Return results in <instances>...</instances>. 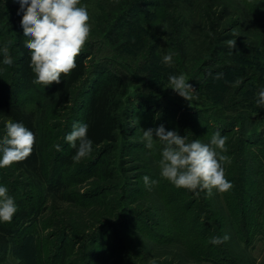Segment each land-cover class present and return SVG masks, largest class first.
Here are the masks:
<instances>
[{
    "label": "trees",
    "instance_id": "1",
    "mask_svg": "<svg viewBox=\"0 0 264 264\" xmlns=\"http://www.w3.org/2000/svg\"><path fill=\"white\" fill-rule=\"evenodd\" d=\"M9 1L0 0V49L8 46L13 58L11 66L4 65V56L0 51V115L13 122H22L33 131L36 141L28 159L7 168L11 174L18 172L21 179H11L10 175L0 168V186H6L9 189V195L14 197L17 205V212L11 223L0 222V262L9 252L11 242L18 238L19 242L24 243L30 234L29 229L33 225L41 224L46 214L52 211L58 202L68 203L73 207L76 205L88 208L106 200L107 192L104 188L90 184L88 191L82 189L87 181L99 178L100 175L105 176V180L114 176L113 171L106 166H114L110 164L109 159L112 158V151L114 145L118 143L121 130L123 136L121 151L124 153L130 145L126 140L131 129L128 123L132 112L128 87L134 80L131 72L133 65L128 59H125L127 63L123 66V70L94 62L91 64L94 47H86L76 60L77 67L70 75L62 76L60 84L53 83L46 88L34 85L32 81L35 77L29 67L31 54L24 46L27 38L23 35L20 23L23 12L20 11V7L10 6ZM240 1L243 4L240 6V18L228 26L226 18L231 12L225 5L216 12V0H118L114 11L106 10L105 7L101 9L102 16L99 19L101 40L115 44L120 38L122 39L129 27L141 20L146 6H154L161 17L166 14L170 17L169 11L172 16L175 15L176 8L195 10L194 26L198 27V34L201 35V31H206V34L199 38L198 44L204 46L205 55L200 57L203 59L201 70L204 72L205 69L204 76L217 75L220 69L214 68L210 71L207 67L219 62L226 55L245 54L248 58L252 56L261 62L259 68L247 72L249 77L244 80L241 91L252 82L264 80V74L261 72L264 71V51L246 42H236V47L230 50L225 41L233 39L234 34L230 33L234 30L245 31L252 27L259 40L264 43V0ZM184 24L185 22L173 27L172 37L176 43L173 50L177 54L186 56V44L178 38L181 33L183 35L182 28L180 30L179 27H184ZM261 88H264V84L255 88V91L259 92ZM199 112L202 111L198 110ZM78 113H81L82 119H78ZM152 113L155 116V112ZM61 115H66L64 126L54 124L61 119ZM146 119H149L148 115ZM210 119V124L205 125V128H214L211 134L220 131L227 140L230 139L231 131L235 133L236 128L240 129L238 125L223 119L213 117ZM76 121L88 125L87 135L93 142L90 155L78 162L72 159L76 150L65 140ZM125 123L127 128L123 132L122 127ZM143 125L145 130L155 129L152 128L153 122L151 126L148 122H144ZM3 136L0 133V139ZM211 136H207L208 143ZM237 140L236 145L232 139L229 142L226 141L227 152L222 153L229 159L236 155L239 161L241 160V167L236 162L223 165L225 172H229L226 178L231 183H234L236 176L239 177L235 186L237 190L231 189L225 193L216 191L217 196L214 201L223 210L221 220L228 223L236 240L248 247L254 241L255 235L264 234V151H256L253 148L251 145L253 137L247 136L244 130H241ZM57 144L61 146V151L56 150ZM155 145L151 150L157 158H161L162 149L160 148L162 147L159 145L162 144L157 140ZM249 161L251 164L248 163ZM231 174L234 177H230ZM153 180L158 181L154 184V190L163 199L164 218L165 221L168 220L166 221L168 228L164 229L167 232L162 234V238L159 234L151 232V228H142L141 230L151 241L158 244L179 243L185 248L186 255L197 261L239 264L230 257L229 252L219 251L223 244L210 243L212 237H221L220 224L215 228L216 231H213V226L209 224L203 226L199 223L197 215L192 217L187 214L189 208L183 207L181 199H178L179 196L173 193L176 189L183 195L186 189H177L169 181L161 178L159 173ZM194 195L197 198L196 200L193 198L190 204L209 197L207 193L199 194V196L195 193L191 194V196ZM206 206L209 208L210 203H206ZM202 209L203 207L200 211ZM197 210L195 209V212ZM208 211L207 219L212 221L217 213ZM73 230L76 229L63 227L60 232H55L52 236L57 237L55 249L49 250V253H46L42 238L38 239L39 241L36 242L38 264H69L68 260L74 254L73 251L78 242L71 236V232H75ZM107 233H112L116 248L127 253L117 226L108 222L104 227L101 226L87 233V239L93 246L89 247L83 256V264H124L126 262L123 260L113 263L115 246L102 243L100 249L96 248L95 245L101 243Z\"/></svg>",
    "mask_w": 264,
    "mask_h": 264
},
{
    "label": "rangeland",
    "instance_id": "2",
    "mask_svg": "<svg viewBox=\"0 0 264 264\" xmlns=\"http://www.w3.org/2000/svg\"><path fill=\"white\" fill-rule=\"evenodd\" d=\"M116 1L118 0H80L81 5L87 6L90 15L91 33L84 48L94 47L91 64L94 62L123 70V66L127 63L125 59H128L133 65L131 72L134 80L128 87V96L132 101L131 119L128 123L131 129L126 136L130 145L124 153L121 151L123 145L121 130L118 143L114 145L112 151V158L109 159L110 164L114 166H106L113 171L114 176L107 180L101 175L99 178L89 179L90 181H87L82 189L88 191L90 184L104 188L107 192L106 200L97 206L88 208L76 205L73 207L68 203L58 202V205L56 204L55 208L46 214L41 224L33 225L29 229L30 234L24 243L19 242L18 238L11 242L10 250L0 264H38L36 242L42 238L46 253H49V250L55 249L57 241V237L52 236L55 232H60L63 227H74L77 230L71 232V236L78 242L73 251L74 254L68 260L69 264L73 262L83 264V256L89 247L93 246L87 239V233L101 226L104 227L108 222L117 226L119 235L126 245L127 253L116 248L112 233H107L101 243L95 246L97 249L101 248L102 243L115 246L113 263L124 260L126 261L124 264H213L189 258L185 248L179 243H155L141 230L151 228V232L159 234L162 238V234L167 232L164 229L168 228L166 222L168 220L165 221L164 218L163 199L154 190V184L146 186L143 180L144 176H148L152 181L159 173L158 161L160 159L151 149L145 147L142 137L143 130L146 128L143 123L148 122L151 126L153 122L152 128L155 129L163 125L166 131H176L181 136H187L189 142L200 139L202 143H208L207 136L212 135L211 132L215 129L205 128V125L210 124L211 117L223 119L240 128H236L235 133L231 131L227 142L232 139L236 145L241 130H244L247 136L253 137L251 144L253 148L256 151H264V106L257 105L259 92L255 91V88L264 84V80L252 82L240 91L244 80L249 77L247 72L259 68L261 62L252 56L248 58L245 54L226 55L219 62L207 67L210 71L214 68L220 69L217 75L204 76L205 69L204 72L201 70L203 59L200 58L205 55L204 46L198 44L199 38H202L201 35H205L206 31H201V35L198 34V27L194 26L196 11L186 8H176L175 15L172 16L169 11L170 17H167V14L161 17L160 13L155 11L154 6H146L141 20L129 27L122 39L120 38L115 44L104 42L101 40L99 27L101 9L105 7L106 10L114 11ZM216 1V12H219L224 5L231 12L226 18L228 26L240 18V6H243L240 0ZM184 22V27H179L180 30L182 28L183 35L181 33L178 38L186 44V56L177 54L173 50L176 43L172 37L173 27ZM230 34H234L233 39L236 42L254 44L262 52L264 51V43L259 40L260 38L257 37L252 27L245 31L234 30ZM168 54L172 56L171 65L163 63V57ZM261 72L264 74V71ZM180 74H183L196 89V97L191 104L168 88L170 86L168 77ZM218 75L219 78H217ZM154 108L155 111H153ZM198 110L202 112L198 113ZM152 112H155V116ZM77 115L78 119H82L81 113ZM147 115L149 119H146ZM7 122L8 120L0 115V133L3 135L6 133ZM65 123L66 115H61V119L54 124L64 126ZM126 128L125 123L122 127L123 132ZM232 162H236L241 167V160L239 161L238 156H232L229 163ZM248 163L251 164L250 161ZM7 168H2V171L10 175L11 179H21L18 172L11 174ZM228 173L225 172L226 177ZM230 177L234 175L231 174ZM238 178L236 176L232 183V191L237 190L235 186ZM249 190L251 191V188ZM183 192L182 195L179 190L174 189L173 191L174 195H178V199H181L182 206L189 208L187 214L192 217L197 215L199 223L203 226L207 224L213 226V231H216L215 228L220 224L221 237L224 235L230 237L227 242L222 243L223 247L220 246L219 251L229 252L230 257L239 264L264 263V234L255 235L254 241L248 247L236 240L228 223L221 220L223 210L214 201L217 196L215 189L212 195L207 197L208 199H200L194 204H190L193 198L195 200L197 198L195 195L191 196L194 193L187 189ZM200 194H206V191ZM206 203H210L209 208ZM195 209H198L197 212ZM208 210L217 213L212 221L207 219Z\"/></svg>",
    "mask_w": 264,
    "mask_h": 264
},
{
    "label": "clouds",
    "instance_id": "3",
    "mask_svg": "<svg viewBox=\"0 0 264 264\" xmlns=\"http://www.w3.org/2000/svg\"><path fill=\"white\" fill-rule=\"evenodd\" d=\"M20 4L23 12L20 21L23 35L27 39L24 46L30 51V69L34 74L32 83L44 88L60 84L62 76H68L77 67L76 60L82 53L91 33L90 15L87 6L80 0H14ZM11 43V42H9ZM231 50L236 47L235 39L225 41ZM3 64L11 66L13 58L9 47L2 49ZM163 63L171 65L170 54L163 57ZM219 78V75L217 76ZM169 87L185 100L196 97V89L186 80L183 74L170 75ZM258 106H264V88H261L256 100ZM6 133L0 139V168H7L15 163L28 159L35 145L36 137L33 131L22 122L8 120ZM88 125L75 123L65 140L75 149L72 157L80 161L92 152V140L89 139ZM155 136V138H154ZM142 139L145 147L153 149L158 140L162 145L161 158L158 161L159 175L177 188L187 189L197 196L206 191L211 196L213 189L219 193L231 190L232 183L226 178L224 164L229 163L227 152V137L220 131L212 134L209 143L200 139L188 141L187 136H181L176 131H166L161 125L156 129L143 130ZM61 151V146L56 145ZM146 186L158 181H150L143 177ZM17 205L14 197L9 195L6 186H0V222L11 223ZM230 239L228 235L212 237L210 243L219 245Z\"/></svg>",
    "mask_w": 264,
    "mask_h": 264
},
{
    "label": "water",
    "instance_id": "4",
    "mask_svg": "<svg viewBox=\"0 0 264 264\" xmlns=\"http://www.w3.org/2000/svg\"><path fill=\"white\" fill-rule=\"evenodd\" d=\"M9 5H10V6H17V7H20V4L17 3V2H14V0H10V1H9Z\"/></svg>",
    "mask_w": 264,
    "mask_h": 264
}]
</instances>
